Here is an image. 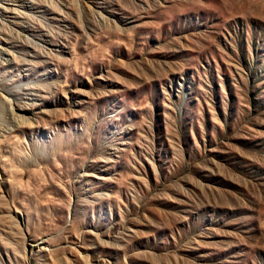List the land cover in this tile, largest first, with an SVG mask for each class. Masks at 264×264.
I'll return each instance as SVG.
<instances>
[{"label":"rangeland","instance_id":"1","mask_svg":"<svg viewBox=\"0 0 264 264\" xmlns=\"http://www.w3.org/2000/svg\"><path fill=\"white\" fill-rule=\"evenodd\" d=\"M30 1L0 0V264H264V0Z\"/></svg>","mask_w":264,"mask_h":264},{"label":"bare ground","instance_id":"2","mask_svg":"<svg viewBox=\"0 0 264 264\" xmlns=\"http://www.w3.org/2000/svg\"><path fill=\"white\" fill-rule=\"evenodd\" d=\"M30 3H31V1L30 0H20V6H22V5H25V6H27V7H29L30 6ZM2 12H13L14 13V10H12V9H8V8H6V7H2L1 5H0V14H2L3 15V13ZM75 12V11H74ZM76 13V12H75ZM16 14H18L17 12H16ZM77 14V13H76ZM4 40V39H3ZM35 42V41H34ZM31 47V46H30ZM33 48V47H32ZM1 49V48H0ZM6 53H8V52H6ZM40 53V52H39ZM8 55H9V53H8ZM1 62V61H0ZM12 95V94H11ZM17 118H18V116H16ZM17 118H14V120L15 119H17ZM27 119V118H26ZM26 119H23V118H21V119H17V122L19 121V122H21V124H22V122H27V120ZM32 120H34V119H32ZM16 121V120H15ZM29 121V120H28ZM29 123V122H28ZM27 123V124H28ZM34 125V124H33Z\"/></svg>","mask_w":264,"mask_h":264}]
</instances>
